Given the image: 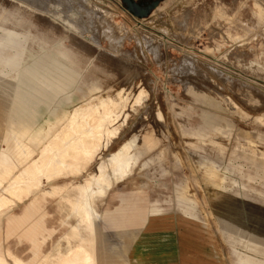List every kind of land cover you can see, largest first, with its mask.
Here are the masks:
<instances>
[{"label": "rangeland", "instance_id": "374dc122", "mask_svg": "<svg viewBox=\"0 0 264 264\" xmlns=\"http://www.w3.org/2000/svg\"><path fill=\"white\" fill-rule=\"evenodd\" d=\"M86 1L108 13L112 23L74 4L69 9L53 0H0V35L15 31L23 52L18 73L10 68L0 73V97L13 107L21 93H30L36 110L20 115L23 133L10 128L9 117L7 123L0 120V148L6 146L1 141L9 128L19 138L39 133L37 139L49 140L76 109L108 98L117 104L121 96L124 104L128 100L116 110L117 116L122 113L119 121L125 119L119 134L94 154L85 171L45 183L58 195L44 196L41 189L17 202L6 194L10 201L0 208L4 261L37 264L43 258L41 264H53L59 253L87 238L96 254L100 247L99 264H105L111 259L101 246L107 232L97 230L96 223L139 226L151 217L178 225L160 230L159 238L173 232L203 242L209 235L225 264H239L238 257L264 263V0ZM49 57L66 66L67 83L59 95L42 93L41 101L35 95L45 85L39 82L29 90V80L19 78L36 61L49 67ZM101 142L107 143L105 135ZM126 142L132 145V172L106 194L120 197L116 207L102 209L106 196L94 195L90 224L81 223L70 206L72 195ZM44 197L39 222L48 229L39 246L25 228L8 235L9 216L21 215L33 198ZM143 231L113 232L116 239L126 234L132 240ZM251 235L253 244L246 240Z\"/></svg>", "mask_w": 264, "mask_h": 264}, {"label": "bare ground", "instance_id": "6f19581e", "mask_svg": "<svg viewBox=\"0 0 264 264\" xmlns=\"http://www.w3.org/2000/svg\"><path fill=\"white\" fill-rule=\"evenodd\" d=\"M53 2L69 9H72L73 6L81 7L84 10L83 13L97 11L103 16L102 21L107 24L111 22L109 21L110 16L107 15L108 13L102 12L98 7L92 6L86 0H53ZM114 27L116 26L114 25ZM18 38L19 34L13 30H6L3 35H0V53L15 51L14 54L0 56V73H4L7 68H10L11 71L17 70L16 73H18L23 60V52L21 51ZM86 39L91 40V37H86ZM62 53L66 52L63 51ZM66 55L68 56V53ZM49 58L51 59L49 67L45 64L47 63L45 61H36L34 65L24 69L23 72L27 76L19 78V81L24 83L27 79L29 80L28 85L25 86L29 90L35 86L37 88L39 82L45 85V89H42L43 91H39L35 95L36 99L41 101L45 99L43 94L48 97L53 94H61L65 89L64 82L67 83V76L65 75L66 66L57 58ZM69 62L72 63L71 60ZM68 77L71 79V76ZM20 96L22 98L16 99L17 102L14 103L13 107H9L7 100L0 97V120L3 121L5 119L4 121L7 123V117H9L10 128L14 127L16 129V126L23 133L26 131V127L21 123L22 118L20 115L24 112L35 110L33 105L35 100L33 99L34 95L30 93H21ZM125 101L126 98H123V96H121V104H117L112 98H108L101 100L98 105H92L90 102L87 106L76 109L66 124L64 126L61 124L63 128L49 140H44L43 138L37 139L36 137H38L39 133H36L35 136L29 133L27 136L19 138V134L10 128L4 132L1 142L6 143V146L0 148V208L6 206L10 201L6 198L7 193V195L14 198L17 202L24 201L32 194H35V192L41 191V189L44 196L58 195V189H45V183L57 181L65 176H79L85 171L87 165L93 160L94 154L100 151L101 147L108 146L112 138H116L119 134L125 119H123V122H120L119 119L122 113L120 112L117 116L116 110L118 107L121 109L124 106L126 107L128 100L126 104H124ZM18 104L19 106L17 107ZM40 105L44 107V110H47L49 113L51 112V109L48 110L44 104ZM99 109H102L100 115ZM4 112H7L8 116ZM113 116L114 120H112ZM29 118L32 117L29 116ZM108 121L115 122L110 129L105 127ZM103 135L107 138L105 145H102L101 142ZM144 140H147V137ZM28 141H32V143ZM36 142H39L38 145H36ZM131 146L130 142L124 143L115 153L106 158L104 162L97 164L96 174L90 176L83 184L78 185L77 192L72 195L73 198L71 199L70 206L74 214L81 216V218L78 216L81 219V223L83 220L87 225L90 224V206L92 208L94 206L92 203L94 195L96 197H105L114 185L123 182L131 174L133 167L131 158L129 157ZM95 185L98 187L97 193L94 191ZM44 200L45 197L42 199L33 198L32 202L27 204L25 211L21 215L15 216L11 214L8 218V235L20 232L19 229L25 228L24 234L34 242L35 246H39L42 232L44 229H48L39 222V219H42L40 215L42 214L44 217L43 213L39 214V208ZM152 213L153 216L156 215V211ZM167 223L168 221L160 222L156 221L155 218L150 219L148 228L146 232H143L142 239L140 240L144 244V247H142L143 254L150 253L153 255L159 252L161 248L153 247L150 250L145 244L149 242L155 243V240L159 238L162 232H160V229L156 230L154 228L160 227V225L166 226ZM169 223H173V221H169ZM183 226L186 225L183 224ZM72 230L74 234L78 231L76 227H73ZM253 238L254 236L251 235L246 240L253 244L255 243V238ZM167 239L173 241L175 234L170 232ZM211 240L212 238L208 235L203 242H198L193 236L184 234V237L181 236L180 252L183 255L188 253L194 254L198 258L204 257L208 259L209 257L212 259L210 264H218L214 261L219 257V251L214 249V247L211 248ZM88 241L87 238H82L81 243L79 242L78 245H74L66 253H59L53 264H99V257L91 246L89 247ZM138 247L136 251L140 249ZM35 248L39 249L40 247ZM168 249L175 250L174 247H168ZM212 251L217 252L216 255ZM207 254H209L208 257ZM42 260L43 258H40L37 264H41ZM237 260L239 264H260L258 263L260 260L256 259L255 262H253V259V261H246L239 257ZM261 261L264 262V260ZM17 262L18 264H23L19 259H17ZM0 264H7L1 254Z\"/></svg>", "mask_w": 264, "mask_h": 264}, {"label": "crops", "instance_id": "0c3cea01", "mask_svg": "<svg viewBox=\"0 0 264 264\" xmlns=\"http://www.w3.org/2000/svg\"><path fill=\"white\" fill-rule=\"evenodd\" d=\"M31 116L32 118H29ZM27 119H33L35 118L33 115H27ZM16 127V126H15ZM18 128V127H17ZM31 128V126H30ZM124 196V195H123ZM120 197H117L116 195H112L109 193L105 199L102 202V209H106L108 211H111L113 207L115 206L116 201ZM121 201L123 202V199L121 197ZM119 207V206H118ZM151 217H147L144 224L133 225L131 226L130 223H123V222H113V221H105L102 222L99 227V224L96 223V229L99 228L102 230H105L107 233V236L103 239L101 243L102 248L106 247L105 252L110 253L111 259H107L105 261V264H210L212 262V259L208 257L209 254H207L208 259L202 257L198 258V256L194 254H182L180 252V246H181V239L175 236V239L169 240L168 235L165 237H161L155 240V243H147L145 244L150 250L153 247H159V252L156 254L151 255L143 254L142 247H144V244L141 243V236L143 235V232H146L148 228V223L150 221ZM170 221V220H169ZM189 228V227H188ZM141 230L142 233L140 236H137L136 238L130 239L129 236H126V234H123L121 238H115L114 237V230ZM154 229L158 230H173L178 229L177 223H167L166 226L160 225V227H155ZM99 239V238H98ZM199 242V241H198ZM199 244V243H198ZM204 244V243H203ZM140 246V247H138ZM140 248L138 251L136 249ZM168 247H174L173 249H168ZM149 250V251H150ZM100 247L97 250V255H99ZM115 256H117V259H114ZM219 258V259H218ZM214 262L218 264H222V261L226 262V258L224 255V259L220 258V255ZM224 262V264H225Z\"/></svg>", "mask_w": 264, "mask_h": 264}]
</instances>
